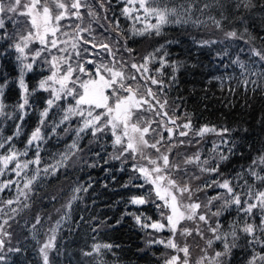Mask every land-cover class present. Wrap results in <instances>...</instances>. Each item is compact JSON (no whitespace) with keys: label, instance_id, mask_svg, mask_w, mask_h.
<instances>
[{"label":"snow or ice","instance_id":"6c2138e0","mask_svg":"<svg viewBox=\"0 0 264 264\" xmlns=\"http://www.w3.org/2000/svg\"><path fill=\"white\" fill-rule=\"evenodd\" d=\"M253 100L264 0H0V264H264Z\"/></svg>","mask_w":264,"mask_h":264},{"label":"trees","instance_id":"16d2710c","mask_svg":"<svg viewBox=\"0 0 264 264\" xmlns=\"http://www.w3.org/2000/svg\"><path fill=\"white\" fill-rule=\"evenodd\" d=\"M174 51H178V49L174 48ZM187 80H192L193 77L188 76L186 77ZM190 87V85H189ZM199 88V85H197ZM187 97L186 103L191 110L192 107H196L199 112L203 113V118L212 122H224L225 119L229 124H233L236 121H245L249 120L248 112L249 109L237 107L234 112L230 111L227 108L223 107V101L220 99L219 92L216 93V98H211L208 100L202 99V94L198 96H189L188 93H184ZM253 108L251 111L255 112L257 115L259 114V109L261 108L264 102L260 100H253L251 101ZM207 105V111H204V107ZM93 175H97V173H93ZM121 196V190L118 185H110V189L108 192L104 193L101 199L109 204L112 205L110 215L111 214H119V209L122 208V205L118 203L119 197ZM115 202V203H114ZM111 238L115 240L117 243L122 244L125 249H130L131 252L135 251L136 245L140 244V237L134 233V231L125 225V227L117 231L115 233H111ZM69 251H74L71 247ZM131 252L129 256H131ZM131 259L135 261V257L131 256ZM66 264V260H65Z\"/></svg>","mask_w":264,"mask_h":264}]
</instances>
